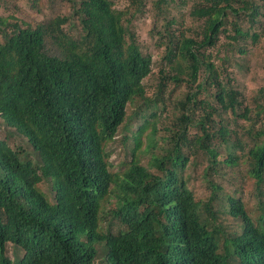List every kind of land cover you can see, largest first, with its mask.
I'll use <instances>...</instances> for the list:
<instances>
[{
  "label": "trees",
  "instance_id": "16d2710c",
  "mask_svg": "<svg viewBox=\"0 0 264 264\" xmlns=\"http://www.w3.org/2000/svg\"><path fill=\"white\" fill-rule=\"evenodd\" d=\"M61 1L69 4L75 33L67 16L34 27L16 22L10 33L1 32L0 119L27 139L37 161L0 138V264H264V204L254 222L240 199L228 197L227 213L240 221V232L224 235L214 225V195L196 198L181 175L192 122L187 112L195 107L202 113L195 144L208 155L209 170L218 164L215 139L225 144V163L237 164L235 151L243 146L227 137L222 114L229 110L248 120L250 111L237 114L242 98L224 61L217 67L205 53L221 36L232 43L258 41L241 27L262 16L256 0H194L188 17L200 30L193 37L170 15L172 0H151L163 17L158 44L166 70L159 73V91L168 81L185 93L172 106L177 122L170 148L152 154L147 166L132 156L119 172L110 171L106 144L127 104L149 102L141 83L150 75V59L127 27L150 0H126L123 10L109 0ZM256 108L262 119L264 105ZM249 134V174L260 188L264 127ZM45 181L52 201L39 189ZM208 183L212 193L218 189ZM8 245L21 259L7 257Z\"/></svg>",
  "mask_w": 264,
  "mask_h": 264
},
{
  "label": "rangeland",
  "instance_id": "374dc122",
  "mask_svg": "<svg viewBox=\"0 0 264 264\" xmlns=\"http://www.w3.org/2000/svg\"><path fill=\"white\" fill-rule=\"evenodd\" d=\"M109 1L115 10H123L127 4L126 0ZM193 2L194 0H172L170 5V15L181 20L182 28L187 30L186 34L189 37H193L192 34L200 30L188 17ZM256 4L261 7L259 14L262 15L256 19V24L252 25L248 20L241 23L242 29L249 31L250 36L253 34L258 36L256 43H253L251 39H247L246 42L232 43L221 36L216 47L206 50L205 53L210 57V62L217 67L224 61L225 75L232 80L233 89L242 98V106L237 114H240L244 107L250 111L248 120L232 115L229 110L222 114L221 124L229 131L227 137L239 140L243 146V150L235 151L238 157L237 164L230 166L225 163L228 155L225 144L215 139L212 145L219 151L218 164L213 166L212 172L209 170L208 155L200 151L195 144V137L198 134L195 123L200 120L202 114L198 107L190 113L187 112L192 122L187 124L184 135L186 145L182 147V152L187 155L188 163L181 171V175L187 180L188 187L196 198L207 201L214 195L211 201L215 213L214 225L220 228L224 235L240 232V221L227 213L228 197L240 199L245 211L254 222H257L263 214L264 180L259 188L255 178L249 174L251 167L246 156L248 147L252 145L249 133L253 134L264 127V117L262 116L263 120L256 117V106L264 105V0H256ZM58 16H67L69 19L67 25L71 24L72 34L75 33L73 30V25L76 24L75 18L69 4L64 1L0 0V41L3 39L1 32L10 33L13 23L17 22L21 27L26 25L34 27L38 23ZM162 18V15H158L153 8L150 0L127 27L134 35L141 55L150 59V75L141 83L149 102L142 104L136 101L133 104H127L123 123L118 127L114 139L106 144L111 172L121 171L132 156H137L140 164L147 166L152 154L162 155L163 151L170 148L173 143L170 137L174 131V123L177 121H173L171 110L173 104L182 100L185 89L183 86L176 87L167 81L159 91V84H161L159 73L162 72L163 75L166 70L162 61L163 48L158 44L162 35ZM67 25L62 27L66 29ZM210 92L212 95L213 91ZM202 95V97H209L206 96V92ZM221 124L216 125L215 130ZM14 132L13 128H7L0 119V138L6 140L13 148H24L30 158L36 162V156L27 139ZM151 134L152 137H150ZM150 139H152L151 142ZM231 143L229 141V144ZM149 171L158 174L154 167H150ZM208 181L218 188L213 193L210 184H207ZM39 189L52 201L53 194L48 181L39 185ZM6 255L11 260L22 257V254L10 245L7 246Z\"/></svg>",
  "mask_w": 264,
  "mask_h": 264
}]
</instances>
